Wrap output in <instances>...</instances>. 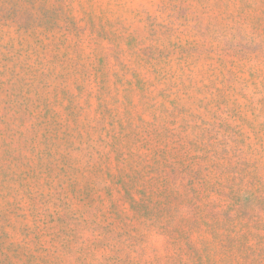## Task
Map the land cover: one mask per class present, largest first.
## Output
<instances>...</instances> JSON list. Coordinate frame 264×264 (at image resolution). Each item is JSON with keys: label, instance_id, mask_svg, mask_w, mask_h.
<instances>
[{"label": "rangeland", "instance_id": "374dc122", "mask_svg": "<svg viewBox=\"0 0 264 264\" xmlns=\"http://www.w3.org/2000/svg\"><path fill=\"white\" fill-rule=\"evenodd\" d=\"M0 264H264V0H0Z\"/></svg>", "mask_w": 264, "mask_h": 264}]
</instances>
